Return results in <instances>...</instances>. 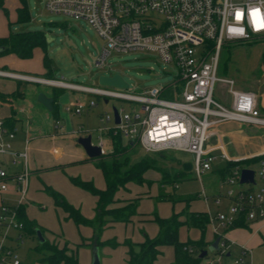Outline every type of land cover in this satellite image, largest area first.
Instances as JSON below:
<instances>
[{
  "label": "built area",
  "instance_id": "built-area-1",
  "mask_svg": "<svg viewBox=\"0 0 264 264\" xmlns=\"http://www.w3.org/2000/svg\"><path fill=\"white\" fill-rule=\"evenodd\" d=\"M44 6L51 12L84 18L89 23L104 41L95 60L97 66H102L112 51L149 50L161 61L176 67L174 81L130 92L115 86L73 82L63 76L44 79L4 70H0V74L94 93L107 101L112 97L138 103L131 108L112 105L110 113H102L95 129L96 140L92 139L93 131L83 126L75 133H90L91 143L100 147L101 154L110 150L112 136L117 134L149 152L169 149L190 152L194 157L193 170L198 176L211 170L212 162L220 157L225 160L220 167L224 170L221 180L230 184L246 183L247 186L227 190L226 195L232 203L227 211L216 214L218 225L229 228L239 218L264 217V151L239 158L210 142L215 128L224 121L264 125L256 92L239 88L233 77L217 73L225 42L264 37V0H45ZM217 81L226 84L228 103L215 96ZM169 89L171 94H164ZM94 104V101L88 103ZM86 105L85 101L75 99L64 108L80 113ZM113 106L119 121L115 120ZM18 130L16 123L10 124L5 117H0V191H7L11 182L18 201L11 205L4 202V198L0 199V264H20L17 250L9 241H22L23 238L18 206L25 202L30 171L27 139L23 149L12 146ZM6 157L12 164H22V168L8 172ZM251 159L259 163L258 171L245 163ZM228 161L232 163L227 164ZM243 167L254 170V182H240ZM258 179L262 182L254 188ZM217 226L213 227L215 233ZM12 228L17 229L15 235L10 232ZM217 234L220 238L216 250L220 254H230L232 241L222 233ZM187 250L195 252L194 247L189 246ZM247 252L242 249L231 264H250L246 260ZM219 257L211 259L210 263L216 264Z\"/></svg>",
  "mask_w": 264,
  "mask_h": 264
},
{
  "label": "rangeland",
  "instance_id": "rangeland-1",
  "mask_svg": "<svg viewBox=\"0 0 264 264\" xmlns=\"http://www.w3.org/2000/svg\"><path fill=\"white\" fill-rule=\"evenodd\" d=\"M25 2L29 10V20L16 21L15 6L18 0H4L7 11L0 6V15L5 22H10L12 31L39 29L45 33L46 52L52 76L57 78L63 76L73 82L95 86L100 85L99 74L119 72L129 82L127 90L130 92H140L151 86H164L174 81L177 74L176 67L161 61L154 51L149 50L112 51L105 63L97 66L95 60L104 41L84 18L51 12L45 8V0H25ZM217 73L219 76L233 77L237 87L253 90L257 92L258 99L263 100L264 96L260 91L264 89V37L225 42L220 51ZM4 79L2 80L0 74V86L8 88L6 83L11 80ZM15 79L21 82L23 88H27L25 97L17 99L15 103L18 108L23 107L20 114L25 115L27 113L25 110L28 111L29 108L35 113L36 107H43L38 101V95L41 92H49L50 87L42 83ZM59 90L63 92L62 100L77 97L87 104L91 101L95 102L93 106H86L82 114H69L67 121L73 130L78 129L80 125H83L84 129L96 128L100 124L99 116L105 111L110 113L112 105L131 108L138 104L112 97L105 102L102 96L94 93L66 87L52 88V92ZM225 90L226 84L217 81L215 96L218 93H225L227 96ZM60 106L61 111L67 113L62 105ZM215 131L216 133L210 137V142L220 145L230 156L239 158L246 156H242L241 153L250 148L251 139L264 137V125L258 126L234 120L221 122ZM96 135V130H93V140H96ZM247 135H253V138H247ZM75 145L73 142L70 147ZM70 147L62 145L52 148L57 152L55 162L61 164L47 166L42 175L35 176L34 184L30 187V192L32 191L34 196L30 197L31 194L28 192L25 201L29 203L28 218L36 220L43 227L46 239L58 238L57 234L63 236L68 243H73L76 248L78 246L79 263L85 264L91 258V246L79 242L81 239L92 237V228L88 224L77 223L66 215L63 207L50 206L47 199L52 198L47 187L63 193L67 202L77 207L83 216L90 217L93 214L94 194L76 185L72 177L78 176L99 188L104 187L106 182L98 166L73 157L71 154L75 151ZM131 152V161L141 157L155 158V164L163 172L159 173L154 168H147L143 174L145 179L143 182L130 183V191L141 196L138 200L139 210L149 213V216L145 219H132L102 230L99 238L101 241L113 239L117 244H99L101 264H127L128 247L122 243L123 239L152 237L157 226V222L152 219L153 213L163 217L179 213L183 222L179 226L178 236L180 240L186 241L197 240L202 234L198 226L187 223L186 212L206 211L208 222L204 236L207 238L213 235L215 233L213 227L218 225L216 214L227 211L232 203L230 197L226 195L227 190L247 186L246 183L230 184L221 180L223 173L220 167L225 164V160L220 157L212 162L211 170L198 176L193 170L194 157L190 152L169 149L155 153L144 150L139 144L135 145ZM216 152L218 153L219 150ZM245 163L258 171L259 163L256 159L246 160ZM261 182L262 180L258 179L253 187L256 188ZM8 190L5 191L4 202L16 205L18 203L16 197L13 196L11 189ZM159 190L164 192H161L163 198H169L159 199ZM173 197L179 199H171ZM197 217L200 219V216ZM247 224L249 227L225 228L218 225L215 236L218 235L217 233H222L234 242L229 249L230 254L209 250L207 255L200 258L198 264H211L210 260L219 256V262L213 261V263L231 264L242 249L248 250L246 260L250 264H264V220H251ZM10 232L15 235L17 229L12 228ZM22 233V241H9L16 248L21 264H47L38 260V253L34 250L39 243L36 234L25 230ZM194 249V254L197 255L196 250L199 248L194 247ZM161 252L160 261L156 264H169L174 252L172 245H163Z\"/></svg>",
  "mask_w": 264,
  "mask_h": 264
},
{
  "label": "trees",
  "instance_id": "trees-1",
  "mask_svg": "<svg viewBox=\"0 0 264 264\" xmlns=\"http://www.w3.org/2000/svg\"><path fill=\"white\" fill-rule=\"evenodd\" d=\"M21 4L17 7V21L24 22L30 19L29 10L25 0H20ZM2 0H0V3ZM35 46H41L45 49V63H47L46 55V35L42 30H17L11 31L7 37L0 38V54L14 52L20 57H29ZM23 87L20 81L16 82V87L10 92L0 90V104L8 103L11 108V115L6 116L8 123L13 124L15 119L13 101L24 95ZM62 91L53 92L51 111L54 116L57 115L55 99ZM164 94H171V90H167ZM112 147L109 151L93 159L104 175L105 186L103 188L96 187L92 182L83 180L78 176H73V182L89 190L97 197L95 215L92 218L83 216L80 210L67 202L65 197L57 190L47 187L48 192L53 197L56 205L64 208L67 215L72 217L77 223L88 224L93 228L92 240L98 245L108 243L110 245L117 244L113 239L101 241L100 235L104 226L109 222H128L137 214L138 196L132 198H121L117 196V191L121 188L127 189V183H141L144 179V171L147 168H154L159 173L162 169L155 164L156 159L150 157H141L135 161H131V151L134 148L130 142L125 141L121 135L112 136ZM165 152L159 151L156 153ZM90 159V158H87ZM232 163L228 161L227 164ZM222 173L223 168H220ZM179 199V198H171ZM19 219L23 222V230L35 233L37 223L33 219H29L25 212L24 204L18 206ZM200 216V219L197 217ZM202 217V218H201ZM186 221L196 225L202 231L201 237L197 240L182 241L179 239L178 230L183 222L179 213H172L168 217L159 216L153 213V218L158 224V232L156 235L145 236L140 242H133L129 239L124 241L128 247L127 264H154L160 253L161 245L170 244L174 248V258L170 264H198L200 257L187 250L190 247H197L200 250L205 248L208 241L204 236L207 227L208 217L206 211L186 212ZM243 218L235 221L233 226L243 225ZM232 227V226H231ZM34 250L38 253V260L47 264H79L77 257V249L70 248L68 242L62 245L54 241L44 240L39 242Z\"/></svg>",
  "mask_w": 264,
  "mask_h": 264
},
{
  "label": "crops",
  "instance_id": "crops-1",
  "mask_svg": "<svg viewBox=\"0 0 264 264\" xmlns=\"http://www.w3.org/2000/svg\"><path fill=\"white\" fill-rule=\"evenodd\" d=\"M20 4H21V1L18 0V4L15 6L16 21H17V7ZM0 6L3 7L4 11H7L6 10L7 8L4 5V0H2V2L0 3ZM11 31H12V29L10 27V22H5L2 18V16L0 15V38L7 37ZM46 55H47V52H46ZM47 60H48V55H47ZM0 70L9 71V72L16 73V74H25V75L35 76V77H41L44 79L57 78V77L52 76V71H51V68L49 66V62L47 61V63H45V49L41 46H35L33 48L31 56H29V57H20L17 54H15L14 52H7L4 54H0ZM1 78H2V80H5L4 78H8L11 80V81H7V83H6L8 88H3L2 86H0V90L5 91V92H10V91L15 89L16 82H17V79H15V78L28 80L29 82H36V83H42V84L48 85L50 87V89H49V92H46L45 94L48 96H51V97L53 96L52 88L58 87V86H54V85L47 83V82H44V81L22 78V77H19L16 75L1 74ZM2 83H3V81H2ZM28 85L29 84H27L26 86L28 87ZM26 89H27L26 87L23 89L24 95L22 97H18L17 99H22L25 97ZM62 93H60L55 99L56 112H57L56 116H54L51 109H48L45 105H42L43 107H36L35 113L32 111V108H29L28 111L25 110L27 113L25 115H22L20 113L23 111V107L21 106L18 108L15 105V103L17 102V99H15L13 101V106H14V110H15L14 114H13V117L15 119L14 123H16L19 126V130H18L15 138L12 140V146L14 149L20 150V149L24 148L26 139L28 141L27 142V153H28L27 161H28V168H29L30 174H29V185H28L27 193L29 192V194H31L30 197L34 196V193H31L32 191L30 192V187H31V185L34 184L35 176L36 175H42L43 171L47 168V166H50V165L54 166V165H60L61 164V162H58V163L55 162L56 158H57V156H56L57 152L53 151V149H52L53 147H55V146L61 147L62 145H65L67 147V145H68V148H69L70 146H72V143L74 142L76 145L74 147H70V148H73L75 152H74V154H71V155L77 159H81L83 162L95 164V161L93 159H95L96 157H94V158L89 157L86 154L84 148L76 141L77 137L79 135H83V134H79V135L76 134L75 131L77 129L73 130L71 125L67 121L69 119V114L74 113V112L67 111L64 108L65 104L71 100H75V99H79V98L76 97L75 99L70 98V100H68V99L62 100ZM260 94H262L264 96V89L260 91ZM256 95H257V92H256ZM217 96L222 101H224L226 103L229 102V96L228 95L226 96L225 93H221V94L218 93ZM257 100H258L260 111L264 115V98H263V100L260 101L258 99V95H257ZM60 105H62V107L64 108V110L67 113H65V112L63 113L61 111ZM86 106L90 107L93 105L87 104ZM86 106L83 107V109L80 113H75V114H82L84 111V108ZM9 115H11L10 105L8 103H1L0 104V117H6ZM80 126H83V125H80ZM95 129L96 128H94V130ZM91 130L93 131V128ZM92 135H93V132H92ZM249 137L251 139V138H253V135H251V136L249 135L247 138H249ZM254 138L251 139L252 142H250V146H249L250 148L246 149L245 151H243V153H241V154H243L242 156H245V155L248 156V155H251L253 153H258V152L264 151V137L255 138V139ZM112 143H113V141H111V143H110L111 147H112ZM71 155L69 157H71ZM87 158H90V159H87ZM6 161L7 162H5V164L8 168V172L19 171L22 168V164H12L9 160V157H6ZM130 183L131 182L127 183V185H126L127 189H123V188L119 189L117 191V196L124 198V199L138 196V200H139V198L141 196L137 193H133L132 191H130V188H129ZM100 188H103V187H100ZM9 189H11L13 196L16 197L15 193L13 192V185L11 182L9 185ZM161 192L162 191H160L158 193L159 199L169 198V197L163 198L161 196ZM162 193H164V192H162ZM61 194L64 196L63 193H61ZM4 196H5V192L0 191V199L4 198ZM94 197H95V201H94L93 214H92V216L87 217V218H92L95 215L97 197L95 195H94ZM51 198L52 199H47V202L50 204V206H54V208L61 207V206L55 204L52 196H51ZM22 204H24V206H25V212L27 215V212L29 210V203H27V201H25ZM65 213L67 215L66 211H65ZM148 216H149V213L139 210L138 201H137V214L132 219H145ZM27 217H28V215H27ZM263 220H264V217L256 218V219H253L252 221H263ZM249 221H251V220L243 219V222L245 224L232 226L229 228H234V227H239V226L249 227L247 224ZM35 222L37 223V227L40 228L42 233H43V231H44L43 227L36 220H35ZM122 223H123L122 221L109 222L104 226L103 230L107 229L109 227H113L114 225H121ZM158 229H159V227L157 224V226L153 232L154 235L157 234ZM101 234H102V232H101ZM57 235H58L57 236L58 238L50 239L49 241H54V242L58 243L59 245H62L66 240L63 236H61L59 234H57ZM43 236H44V234H43ZM214 236H215V233L211 236H207V238H206V240L208 241L207 245L214 240L213 238L216 237V236L215 237ZM92 237H93V228H92ZM92 237L90 236V237H87L85 239H81L79 243L83 242V243L89 244L91 246V250H93L94 246H97L98 251H99V245L92 240ZM127 239H129L133 242H140L144 239V237L143 238H140V237L139 238H133V239L130 237L129 238L125 237L123 239L122 243L124 244V241ZM45 240H46V237H45ZM38 241H39V239H38ZM231 241H232V244H234L233 240H231ZM68 245L70 248H75L73 243H68ZM207 245H206V247H207ZM162 246L163 245H161L159 247L160 253L157 256L156 260L154 261V264H156L160 261V257L162 255V252H161ZM76 249H77L78 262H79L78 246ZM173 250H174V248H173ZM99 256H100V253H99ZM126 256L128 257L127 253H126ZM173 258H174V252H173L172 260L169 262V264L173 261ZM91 260H92V255H91V258L85 262V264H90ZM20 264H21V261H20Z\"/></svg>",
  "mask_w": 264,
  "mask_h": 264
},
{
  "label": "water",
  "instance_id": "water-1",
  "mask_svg": "<svg viewBox=\"0 0 264 264\" xmlns=\"http://www.w3.org/2000/svg\"><path fill=\"white\" fill-rule=\"evenodd\" d=\"M98 83L100 85L115 86V87L125 88V89L129 87V82L119 72H114L112 74H105V73L99 74ZM52 100L53 98L51 96H48L43 92H41L38 95V101L41 102L43 105H45L48 109L52 108ZM104 101L107 102V99H104ZM113 111L115 115V120L119 121L118 112L115 106H113ZM76 141L84 148L86 154L89 157L94 158V157H98L101 155L100 147L97 144L91 143L90 133L86 135H79ZM133 142H134L133 140L130 141L131 144H133ZM249 181L254 182V170L249 167H243L241 170L240 182H249ZM35 234L38 237L40 242H43L45 240V237L43 236V233L40 228L36 227ZM219 238L220 237L217 235L214 238V240L207 245V247L199 251L198 256L202 258L207 254L209 250L213 251V250L218 249ZM90 264H101L97 246L93 247L92 260Z\"/></svg>",
  "mask_w": 264,
  "mask_h": 264
}]
</instances>
